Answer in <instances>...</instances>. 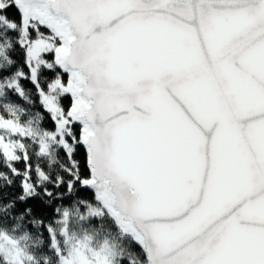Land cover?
<instances>
[{
	"label": "snow or ice",
	"instance_id": "snow-or-ice-1",
	"mask_svg": "<svg viewBox=\"0 0 264 264\" xmlns=\"http://www.w3.org/2000/svg\"><path fill=\"white\" fill-rule=\"evenodd\" d=\"M0 264H264V0H0Z\"/></svg>",
	"mask_w": 264,
	"mask_h": 264
},
{
	"label": "trees",
	"instance_id": "trees-1",
	"mask_svg": "<svg viewBox=\"0 0 264 264\" xmlns=\"http://www.w3.org/2000/svg\"><path fill=\"white\" fill-rule=\"evenodd\" d=\"M81 156H82V151H81V152H78V154H77V158L80 159Z\"/></svg>",
	"mask_w": 264,
	"mask_h": 264
}]
</instances>
